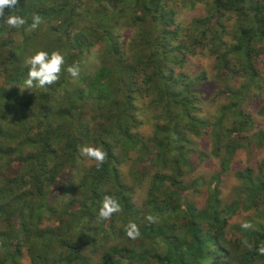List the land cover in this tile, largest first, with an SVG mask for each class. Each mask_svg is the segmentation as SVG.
<instances>
[{"label":"trees","instance_id":"16d2710c","mask_svg":"<svg viewBox=\"0 0 264 264\" xmlns=\"http://www.w3.org/2000/svg\"><path fill=\"white\" fill-rule=\"evenodd\" d=\"M46 1L19 0L13 9L5 8V15L13 12L25 18L27 23L20 28L28 29L33 14L40 15L42 25L61 10L68 12L53 30L61 39L69 64L79 61L97 40L108 44V48L100 55L96 71L78 82L72 83L63 75L55 84L43 88L34 82L30 96H34L37 106L27 108L31 99L26 98L22 107L9 113L7 126L0 125L1 136L8 142L0 143V157L14 156L13 161L19 163L3 174L6 183L0 188V221L8 227L0 229L3 254H10L12 264H18L22 248L31 264H222L226 258L238 264H264V255L256 251L264 244V226L260 223L256 228L237 229L239 237L227 243L221 238L229 218L240 208L258 209L263 205L259 215L264 219V159L259 168L246 166L235 174L241 192L233 201L226 204L220 197L221 173L211 177L203 205L187 199L200 193L204 178L187 179L182 175L184 167L192 168L197 157L185 149L189 140L183 133L197 134L210 123L190 110L193 102L188 95L193 82L186 81L184 73L175 74L174 67H167L177 58L183 60L186 53L176 54L177 48L169 44L179 31L170 28L174 23L166 17V2L102 0L117 7V11L103 9L91 14L97 22L88 28L96 32L86 40L81 33L69 35L72 4L63 5L61 10L38 5ZM187 2H198L206 10L192 20L195 26L191 31L205 24L207 29L212 28V23L222 29L220 17L234 15L230 32L233 43L225 53H217L216 59L224 68L231 56L239 61L241 67L235 73L242 75L245 83L238 90L259 89L253 96L259 104L256 95L264 99V0ZM134 9L139 14L132 24L142 30L143 45L148 51L145 71L142 62L140 71L151 69L146 77L159 82L162 91L158 90L157 96L159 102H164L163 123H155L152 133L145 137L133 131L137 72L132 63L122 59L110 25L125 10ZM7 27L0 18V39ZM260 58L261 62L257 60ZM3 70L10 88H2L0 95L12 93L28 76L24 64L14 63ZM227 91L233 95L237 90ZM237 96L238 101L222 106V113L233 110L231 127L222 137L219 131H213L216 146L220 138L225 140L226 155L220 166L226 169L233 150L240 148L244 134L251 132L252 115L241 107L244 94ZM260 106L264 111V100ZM251 138L244 143L248 149L254 141L264 145V129L255 130ZM85 144L100 146L107 153L102 167L97 168L80 155L77 146ZM128 152L135 154L131 161L125 159ZM150 168L155 169L151 177L147 173ZM70 190L74 195L65 199ZM105 195L116 198L122 211L100 220L98 211ZM149 214L155 217V223L145 220ZM129 222L139 226L137 239L126 235ZM245 239L253 245L251 250L242 243ZM89 245L95 247L90 252Z\"/></svg>","mask_w":264,"mask_h":264},{"label":"rangeland","instance_id":"374dc122","mask_svg":"<svg viewBox=\"0 0 264 264\" xmlns=\"http://www.w3.org/2000/svg\"><path fill=\"white\" fill-rule=\"evenodd\" d=\"M166 6L164 8L167 11V18L173 19V26L170 28L178 29V34L173 36L169 41L170 46L176 47V54L186 53L183 60L176 62H169L167 67H174L175 74L184 73L187 75L186 81H192L193 85L189 92V99L193 102L192 110L196 115L203 119H208L210 125L203 129H200L199 133L191 134L186 131L185 136L189 140L185 144V149L191 152V155L196 154V160L193 162L192 168L183 169V174L187 179H194L197 176H203L204 184L199 187L200 193L198 195H189L187 199L194 202L196 205L201 206L206 198V187L212 176L215 173H221L222 181H220V189L222 195H220L224 203H228L236 199L240 195L239 186L237 185V178L235 176L239 170L244 169L246 166L259 168L264 159V145H259L253 139L254 145L248 149L245 142L250 138L252 140V133L255 130L264 129V111L260 110V105L263 102V96H257L256 99L259 102H254V94L259 89H254L252 92H243L238 90V86L245 83L243 76L235 72L239 70L241 64L236 58L231 56V59L227 55V59H230L226 68H224L216 56L220 53H225L228 49V45L232 42L231 28L235 20L234 15L230 16L224 14L220 17L224 28L218 29L214 23L210 25L212 28L207 29V24L200 25L196 30L191 31L194 28L195 23L192 20L197 15H204L203 7L200 8V3L196 2L194 5L187 0H164ZM44 4L47 7L54 6V9L61 10L63 5L72 4L74 9L72 11V19L69 23H72L68 27V32L71 37L81 33L86 39H90V35L96 32L88 27L97 22V19L92 18L91 14L99 12L105 9L107 12L112 11L116 13L117 7H112L111 4H105L102 0H47L45 3L40 2L38 5ZM206 12V10H205ZM68 12L61 10L58 15L53 16L47 21H44L42 25L37 26L34 30L21 29V28H6L5 32L1 35L0 39V91L2 88L8 89L10 86L5 81V74L3 68L8 67L14 63L24 64V60L35 53L37 50H45L51 53L52 51H60L63 54L64 48L61 46V39L55 34L54 27H57L59 23L66 17ZM136 14H139L137 9L125 10L124 14L117 16V23H111V32L114 36V40L117 41L119 47V53L122 59L129 63H132L136 69L138 76V90L133 93L134 100V118L136 124L133 131L143 135L144 137L151 134L154 124L163 123V103L159 102L160 97L157 96V92L160 89L159 82H152L149 80L148 72L151 69H146V72L140 71V64L142 62L144 71V61L148 57V51L143 45L142 30L138 25L132 24V21ZM114 16H112L113 19ZM215 26V28L213 27ZM88 28V29H87ZM188 30V32H186ZM97 40L95 46H92L86 50L77 61L80 67V75L78 78H71L66 68L69 65L67 61L63 66L60 77L63 75L64 79L69 78L72 83L78 82L80 79L86 76H90L88 73L96 71L100 65V55L104 53L108 48V44ZM63 44V43H62ZM160 45V43H158ZM110 48V46H109ZM153 50L155 48L153 47ZM218 53V54H217ZM139 57V58H137ZM261 62V58L257 59ZM262 64V63H261ZM25 65V64H24ZM166 69H169L167 68ZM95 69V70H94ZM168 76L169 73L166 72ZM63 79V80H64ZM170 83V79H168ZM25 83L17 85L13 88L12 93L4 92L0 95V125L6 127L11 117L9 113L13 110L23 106L26 98L31 99L27 108H34L37 103L34 100V96L31 95V89H25ZM227 88H234L235 94H229ZM25 89V90H24ZM162 91V90H161ZM223 91H227L224 92ZM238 95L243 96L242 109L252 115V125L250 127L251 132L244 134L242 145L237 147L236 151L230 156V164L227 169L220 166L222 157H225V140H218V145L214 141L213 131H219L221 137L225 135V129L231 127L232 117L230 111L222 113V106L227 105L230 101H238ZM264 94V88H263ZM250 95H252L250 97ZM184 122V121H183ZM256 127V128H255ZM183 127H181L182 129ZM183 131L185 129L183 128ZM244 133V130L241 131ZM0 143L3 142L7 145L8 142L1 136ZM193 153V154H192ZM212 153V154H211ZM125 159L129 161L135 158L133 152H128L125 155ZM13 157H0V188L6 183L3 178V174L9 172L10 169L17 167L19 164L13 161ZM12 160V161H11ZM11 165V166H9ZM155 169L150 168L147 173L149 176H153ZM75 181V180H74ZM74 195L73 190H70L65 199ZM263 205H260L258 209L252 208L246 210L240 208L233 216L228 220V227L226 232L222 235V241L227 243L236 237H239L237 229H243L241 224L243 222H251L253 228H256L260 223L264 226V219L259 215ZM3 211V205L0 202V213ZM5 221H0V229L6 230L8 227ZM38 226H42L39 224ZM233 227V228H231ZM229 228V229H228ZM92 247L88 246L90 252ZM25 248H22V255L19 257L18 264H31L28 256L25 254ZM25 254V255H24ZM24 255V256H23ZM23 256V257H22ZM9 255L3 254V250L0 248V259L2 264H12L9 261ZM222 264H238V261H229L224 259Z\"/></svg>","mask_w":264,"mask_h":264},{"label":"clouds","instance_id":"9594fccd","mask_svg":"<svg viewBox=\"0 0 264 264\" xmlns=\"http://www.w3.org/2000/svg\"><path fill=\"white\" fill-rule=\"evenodd\" d=\"M19 0H0V18L10 28H20L27 23V20L21 16L14 15L11 12L5 15V8L11 10L18 6ZM42 23L40 15L33 14L32 23L29 30H34L37 26ZM24 64L28 67V76L25 80V89L30 90L34 86L45 87L53 85L59 81L60 75L65 64V57L60 51H52L49 53L45 50H37L34 54L28 56L24 60ZM68 75L71 78H78L80 75V67L78 63L69 65L66 68ZM24 89V90H25ZM77 149L80 155L86 158L90 162H94L97 168L102 167L107 159V153L100 146H94L91 144L78 145ZM121 205L116 198L111 195H105L103 197L102 205L98 211V218L100 220H108L113 214L121 212ZM145 220L149 224L156 222L155 217L152 215H146ZM241 227L245 230L252 229L253 225L251 222H243ZM127 237L130 239H137L140 236L139 226L134 222H129L125 228ZM242 243L251 250L253 245L250 244L246 239ZM256 251L259 255H264V244H261Z\"/></svg>","mask_w":264,"mask_h":264}]
</instances>
